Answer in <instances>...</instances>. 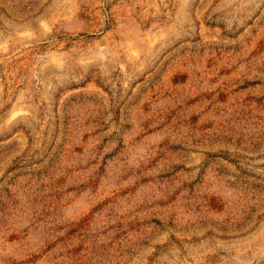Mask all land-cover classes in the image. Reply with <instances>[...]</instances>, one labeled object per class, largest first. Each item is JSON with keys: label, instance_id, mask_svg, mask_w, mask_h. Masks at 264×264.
I'll list each match as a JSON object with an SVG mask.
<instances>
[{"label": "rangeland", "instance_id": "rangeland-1", "mask_svg": "<svg viewBox=\"0 0 264 264\" xmlns=\"http://www.w3.org/2000/svg\"><path fill=\"white\" fill-rule=\"evenodd\" d=\"M0 264H264V0H0Z\"/></svg>", "mask_w": 264, "mask_h": 264}]
</instances>
